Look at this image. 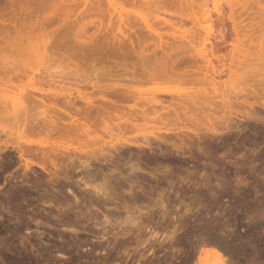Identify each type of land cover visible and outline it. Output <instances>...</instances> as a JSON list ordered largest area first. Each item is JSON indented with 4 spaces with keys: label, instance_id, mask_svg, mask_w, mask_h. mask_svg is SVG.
Returning <instances> with one entry per match:
<instances>
[{
    "label": "rangeland",
    "instance_id": "rangeland-1",
    "mask_svg": "<svg viewBox=\"0 0 264 264\" xmlns=\"http://www.w3.org/2000/svg\"><path fill=\"white\" fill-rule=\"evenodd\" d=\"M5 1L8 0H0V6L6 5ZM14 1L13 9L6 8L5 14L1 11L8 23L5 26L0 23V264H197L202 249L210 247L223 253L226 264H264V24L260 30L263 33L259 31L252 37L256 43L245 42L246 48L251 47L248 50L254 49L253 54L246 51L244 54L250 56L243 54L244 58L237 49L241 53L237 63L243 61L245 65L236 63L239 66L234 67L239 70H233L238 74L235 80H240L235 83L238 88L243 84V89L232 87L234 79H229L227 71L221 75L226 84L221 90L227 92L230 88L225 93L227 96L235 93L232 99L226 96L231 100L229 109L221 105L220 99H217L220 105L216 99L212 100L215 109H209L201 101L194 115L198 120L185 117L180 122L190 128L206 123L213 125L215 131L200 135L190 129L183 131V138L192 147L186 148L187 156L157 158L151 152L156 161H151L152 165L159 162L160 167L168 163L173 166L172 175L167 176L173 181L169 182L162 174L160 180H155L147 173L131 169V164L140 162V157L151 156L148 149V154L137 147L124 151L118 144L125 139L143 141L145 136H151L157 131L151 123L108 131L101 121L93 123L80 115V121L75 122L78 114L70 109L64 112L33 105L31 95H39L41 91L48 95L62 92L76 95L80 90L83 94L87 92L89 100L99 102L101 95L94 90L108 87V90L128 89L162 99L199 90L204 96L199 93V98L206 99L210 97L206 92L213 91L206 80L203 84L206 78L203 76L201 80L202 72L201 76L169 73L173 76L169 77L165 69L177 58L186 61L191 58L190 63L187 61L180 68L189 66L197 55L200 59L197 52L204 53L208 46L204 31L210 25L207 23L213 24L210 39L219 42V32L224 28L214 8L219 2L220 8L228 13L226 0H149L147 3L114 0L112 5L106 0H93L101 2L96 6L98 10L95 6L88 8L91 12L85 8V16L80 14L85 6L79 9L77 4L82 0H65L63 6H60L63 0ZM53 1L58 6L52 5ZM150 2H155V7ZM260 2L261 6L254 3V10L263 14L264 0ZM144 3L153 6L149 4V8ZM69 8L72 10L67 11ZM100 9H113L110 14L117 19L122 14L125 24L116 18V24L114 18L112 23L110 17L107 22L110 11L102 10L104 19ZM93 13H99L100 20ZM207 13L211 14V21ZM103 19L106 27L101 32L97 28ZM146 19L152 22L153 29L147 26ZM230 24L227 21L229 31ZM93 31L96 35H91ZM89 39L93 41L87 42ZM46 44L48 48L54 46L57 53L50 48L51 55L38 59L35 48L40 50ZM60 45L65 48L61 49ZM228 51L221 50L220 54ZM252 56L253 63H249ZM246 63L253 68L246 67ZM15 68L24 73L21 80L14 77ZM12 97L25 100L21 112L14 113L8 104L11 99L7 98ZM243 98L253 106L242 104ZM43 112L48 113L47 118ZM49 114L59 123V128L53 130L57 125L50 121ZM224 116L234 126L230 132L223 128L227 119ZM45 122H51L52 129ZM168 139L183 144L173 133ZM131 181L136 184L134 187ZM99 189L107 190L110 198L101 196ZM151 230L159 233L154 239ZM174 231H178L176 235ZM206 258L211 264H222L211 254Z\"/></svg>",
    "mask_w": 264,
    "mask_h": 264
},
{
    "label": "bare ground",
    "instance_id": "bare-ground-1",
    "mask_svg": "<svg viewBox=\"0 0 264 264\" xmlns=\"http://www.w3.org/2000/svg\"><path fill=\"white\" fill-rule=\"evenodd\" d=\"M64 1L65 0H63V2H61V4L62 3H64ZM68 1V0H67ZM71 0H69V2H70ZM74 1V0H73ZM72 1V2H73ZM76 1V0H75ZM93 0H82L81 1V3H77V4H79V9H80V6H82V5H84V6H82V7H84V9L85 8H92V7H94L95 6V9H97L98 10V8L96 7L97 5H100L99 3H101V2H104V0L102 1L101 0V2L99 1L98 3H96V1L95 2H92ZM107 1V2H106ZM105 2L108 4V2L111 4L114 0H106ZM124 1V0H123ZM134 2H136V1H142V2H145V3H147V2H149V0H133ZM5 2H7V3H5L6 5H1L0 6V23L3 25V26H5L6 25V23H8L7 22V19H4L3 17L5 16H3V14H2V12L4 13V10L6 11V8H7V10H8V8L10 7L11 9H13L14 8V6H15V2L16 1H14V0H8V1H5ZM47 2H49V1H47ZM52 2V1H51ZM54 3H52V5H54L55 6V3H56V1H53ZM66 2V1H65ZM115 2V1H114ZM129 2H132V0H130ZM133 2V3H134ZM141 2V3H142ZM155 2H157V1H155ZM155 2H150L151 4H153L154 5V3ZM18 3V2H17ZM20 3H22V2H20ZM20 3H18V5L20 4ZM44 3L47 5V3L46 2H42V4L44 5ZM60 3V2H59ZM139 3V2H138ZM144 3V5H148V7H149V4H145ZM254 3H256L257 5H260L261 6V2H260V0H226V4H228L229 5V7H230V10L228 11V13H226L225 11H223L222 10V8H220L221 6H220V4H219V2H216V4H215V8H214V10H215V12L217 13V15H218V21H219V24L221 23V25L220 26H222V28H224V31L223 30H220V32H219V42L218 43H215V42H213L211 39H210V37H212L211 36V32H212V25L213 24H211V23H207L208 25H206V27L208 26V28H204L205 30V40H206V42H207V44H208V46H207V48L205 47V49H207V50H205V49H203V51H205L204 53H202L201 52V54H200V52H197V53H199V56H200V61H201V63H199V60L197 59V57H198V55L195 57V58H192V60H194V61H192V63L189 65L190 67H192V66H194V68H190L188 65L187 66H185L184 68H180V66H183L185 63H187V61H189V63L191 62L190 60H191V58H190V60H185V58L183 59V60H181V59H179V58H177V60L176 61H174L173 63L171 62V64H169L168 65V69H167V71H166V69H165V72L167 73L168 72V76H169V73L170 74H172V75H178V74H197V73H199L200 74V76H201V72H202V77H201V80L205 77L206 79H204L202 82H203V84H204V81L206 80V82H207V84H210V85H208V86H212V88H211V90L213 91V92H206V94H209V96L210 97H205L206 99H203V100H201V98H199V93H201L202 91H200L199 93H198V91L197 92H195V93H198V94H191V93H193V91H189V92H186L184 95H186V100H185V96L184 95H180V94H178V95H174V96H172L170 99H162V98H160V97H158L157 95H146V94H143L142 92H132V91H129L128 89V91L126 90V91H124V89L123 90H121V89H119V88H114V89H106V88H108V87H103V89H105V90H103V89H100V88H97V90H94V91H99V94L101 95V101L100 100H98L99 102H97L96 100H89V98L87 97L88 96V94H86V93H82L80 90H77V94L76 95H74L73 93H67V94H60V93H55V94H47V93H44V92H42L41 91V94H39V95H31V96H34L33 98H32V102H30V103H33V105H37L38 107H49V109H51V108H53L54 110L55 109H59V110H63L64 112H66V110H69L70 109V111H75L77 114H78V117H76L75 119H74V121L75 122H77L80 118H79V115L81 116V118H83V119H85V120H88V121H92L93 123H95V122H102L103 123V125L105 124V126L103 127L104 129H105V127H106V129L108 130V131H111V130H113L114 128H118V129H122V127H124L125 129H129V128H137V127H140V126H143V125H150V123H151V127L152 128H154V130H157V131H154L153 133H152V135L151 136H145V138H144V140L143 141H132L131 139V141H129L128 139L126 140H122V141H120V142H118V144L119 145H121V147H122V149L124 150V151H127V149H130V148H132V147H137V148H139L141 151H143L144 153L145 152H147V149L149 150V152H150V154H151V152H152V154H153V156H157V158H158V156H176V158H178L177 157V155L179 156L180 155V157H182L181 155H185V156H187V154L185 153V150H186V148L187 149H192V147H191V145L188 143V142H186L185 141V139L183 138V131H185L186 129L188 130V129H190V130H188V131H192V132H194L195 134H199V133H208L209 131H211L210 133H212V131L214 132L215 130L213 129V125L210 127L209 125H207L206 123H205V125L204 124H202V123H200V125L198 124V125H196V127L194 128H190L189 126H187L186 124H184V125H182L180 122H182V119L183 118H187V119H191V118H193V120H198L197 119V117L198 116H194V115H196V112H197V110H198V108H199V106H201V101H202V104H204V105H206V104H208V108L209 109H212V108H214L215 107V105H213V102L215 101V99H216V103H218L219 105H220V102H221V105H223L224 104V108L226 107L227 109H229L228 108V102H230L231 100H229V99H232V96H233V94H235V93H233L232 92V96H227V94H228V91L230 90V88L229 87H227V89L229 88V90L226 92V91H222L221 89H222V87H226V84H224V80L222 79V77H221V75L225 72V71H227V74H228V76H229V79H234V80H231V82L233 81L234 83L235 82H239L238 80H235V75L236 74H234V70L233 69H237V71L239 70L237 67H234V65H236V63H237V61H239L240 60V58H241V56L239 57V54H241L242 53V55L247 51V53L249 52V51H251L250 52V54H253L252 53V51L254 50H248V48L250 47H248L247 46V48L245 47V42L248 40V42L250 43V42H252L253 44H254V42L256 41H252V37L253 36H255V35H257V32H259L260 30H261V28L263 27V24H264V12H263V14L261 13V10H258L257 12L254 10ZM4 4V3H3ZM26 4V3H25ZM24 4V5H25ZM39 4H41V3H39ZM42 4H41V6H42ZM49 4H51V3H49ZM57 4V3H56ZM60 4V6H63L64 4H62L61 5ZM103 4V3H102ZM140 4V3H139ZM150 4V5H151ZM17 5V4H16ZM20 5H22V4H20ZM28 5V4H27ZM52 5H49V8H53L52 7ZM112 5V4H111ZM131 5H133L132 3H131ZM137 5V4H136ZM135 4H134V7L136 6ZM142 5H143V3H142ZM153 5H151V6H153ZM26 6V5H25ZM45 6V5H44ZM57 6H58V4H57ZM68 6H71L70 4L68 5ZM92 6V7H91ZM103 6H104V4H103ZM138 6V5H137ZM43 7V6H42ZM48 7V6H47ZM99 7V6H98ZM113 7V6H112ZM140 7V6H139ZM154 7H155V5H154ZM20 8V7H19ZM23 8H25L24 6H23ZM26 8H27V6H26ZM38 8H40V7H38ZM44 8H46V7H44ZM43 8V9H44ZM49 8H48V11H49ZM57 8V7H56ZM71 8H72V6H71ZM100 8V7H99ZM102 8H104V7H102ZM150 8V7H149ZM21 9V8H20ZM29 9H30V7H29ZM28 9V10H29ZM42 9V8H41ZM47 9V8H46ZM65 9H66V7H65ZM64 9V10H65ZM68 9V8H67ZM75 9V8H74ZM77 9H78V7H77ZM83 9V10H84ZM85 9V11H82V13H81V10H80V14H82V16L84 15L85 16V14H83V13H85V12H87V11H90L91 12V10L90 9ZM92 9H94V8H92ZM109 9V8H108ZM51 10V9H50ZM72 10V9H71ZM70 10V8H69V10H67V11H71ZM87 10V11H86ZM96 10V11H97ZM103 10V9H102ZM102 10L100 9L99 11H101V13H100V16L102 15ZM111 10H113V9H111ZM111 10H103V13H104V11H106L105 13H108V14H110L112 11ZM2 11V12H1ZM13 11V10H12ZM25 11V10H24ZM30 11V10H29ZM28 11V12H29ZM43 11H46V10H43ZM67 11H66V13H67ZM93 11V10H92ZM49 12H51V11H49ZM116 12V11H115ZM121 12V11H120ZM6 13H8V12H6ZM12 14H13V12H11ZM27 13V12H26ZM77 13V12H76ZM89 13V12H88ZM96 13V12H95ZM95 13H93L94 15H96ZM98 13V14H99ZM258 13V14H257ZM5 14V13H4ZM16 14H18V11H17V13ZM22 14V13H21ZM98 14L96 15V16H98ZM112 14V13H111ZM108 15L107 17V22L108 21H110V22H112L113 23V16L112 15ZM113 14H114V12H113ZM74 15V14H73ZM93 15V16H94ZM118 14H116V16H117ZM125 15L126 14H124V17H125ZM205 15H207L206 17H207V19H212L211 18V14L210 13H207V14H205ZM66 16V15H65ZM69 16H71V15H69ZM115 16V15H114ZM131 16H133V15H131ZM72 17H74V16H72ZM80 17H81V15H80ZM102 17V16H101ZM104 17H106V15L104 16ZM104 17H102V18H104ZM109 17H110V20H109ZM118 17V19L116 18V20H119L120 22H123V24H125V19L123 18V15L122 14H120L119 16H117ZM12 19H13V16L11 17ZM64 18V17H63ZM69 17H67V19H68ZM81 18H83V17H81ZM98 18H99V16H98ZM115 18H114V22H115ZM128 18H130V16L128 17ZM132 18V17H131ZM260 18V20H258ZM262 18V19H261ZM70 19V18H69ZM105 19V18H104ZM104 19L102 20V21H100V23H99V21H97V23H99L100 25L98 26L99 28H97V30L99 29V31L101 30V29H103V26H105V24H104ZM99 20H100V18H99ZM131 20H133V19H131ZM147 20V19H146ZM206 20V19H205ZM208 20V21H209ZM211 21V20H210ZM227 21L228 22H230L231 24H230V26H231V29H230V31L228 30L229 29V27H227L226 28V26H227ZM70 22H71V20H70ZM109 22V23H110ZM118 22V21H117ZM120 22L118 23V25L120 24ZM126 22H128V21H126ZM64 23V22H63ZM95 23V25H96V22H94ZM102 23V24H101ZM150 23H152V22H148V20H147V22H146V24H147V26L150 28V29H153V26L150 24ZM200 23V22H199ZM67 24H69V23H67ZM115 24H116V22H115ZM98 25V24H97ZM113 25V24H112ZM108 26V25H107ZM111 26V24L109 25V27ZM120 26H122L121 24H120ZM133 26V25H132ZM229 26V25H228ZM83 27V26H82ZM94 27V26H93ZM101 27V28H100ZM106 27V26H105ZM105 27H104V29H105ZM122 28V31H124L123 30V27H121ZM127 28V27H126ZM96 29V28H95ZM103 29V30H104ZM108 29H110V28H108ZM107 29V30H108ZM130 29V28H129ZM171 29V28H170ZM83 30V29H82ZM106 30V31H107ZM226 30V31H225ZM81 31V30H80ZM262 31V30H261ZM260 31V33H263V32H261ZM84 32H87V31H84ZM101 32H103L102 30H101ZM108 32V31H107ZM111 32V31H110ZM113 32V31H112ZM111 32V33H112ZM183 32V31H182ZM94 33V35H96L95 34V32L93 31L92 33H91V35ZM111 33H109V34H111ZM259 33V34H260ZM81 34H85V33H81ZM81 34L79 35V36H81ZM109 34H107V35H109ZM258 34V35H259ZM77 35V36H78ZM88 35H90V34H88ZM87 35V36H88ZM93 35V36H94ZM115 35V34H114ZM78 36V37H79ZM83 36H85V35H83ZM106 36V35H105ZM177 36V35H176ZM180 36V35H179ZM44 37H46V36H44ZM94 37H98V36H94ZM109 37V36H108ZM182 37V36H181ZM180 37V38H181ZM47 38V37H46ZM46 38H44V39H46ZM82 38H84V37H82L81 36V39ZM195 38V37H194ZM255 38V37H254ZM79 39H80V37H79ZM96 39V38H95ZM94 39V40H95ZM264 39V38H263ZM48 40V39H47ZM90 41H87V42H91V41H93V39H89ZM182 40V39H181ZM180 40V41H181ZM194 40V39H193ZM258 41L260 40V37L257 39ZM44 41H46V40H44ZM49 41V40H48ZM191 41V40H190ZM218 41V40H217ZM43 42V41H42ZM41 42V43H42ZM81 42H83V41H81ZM85 42V41H84ZM95 42V41H94ZM163 42V41H162ZM46 43H47V41H46ZM184 42H182V43H179V45H182ZM185 43H187V42H185ZM215 43V44H214ZM248 43V44H249ZM256 43V42H255ZM84 44H86V43H83L82 45H84ZM88 44V43H87ZM47 45V46H46ZM46 45H44L43 47H42V45H41V49L39 50V49H37V48H35V51L37 52V50H38V52L36 53L37 55L36 56H38V59H39V56H47L48 54L49 55H51L50 53H48V49H50V48H53V47H50V48H48V44H46ZM49 45H51V44H49ZM81 45V48L82 49H84L85 47H83ZM179 45L177 44V46L179 47ZM185 45V44H184ZM250 45H251V43H250ZM258 45H260V44H258ZM84 46H86V45H84ZM89 47H90V44L88 45ZM229 46H231V48H230V50L228 49L229 48ZM254 47H255V45H253ZM65 48V46H61L60 45V48ZM88 47V48H89ZM181 47V46H180ZM57 48V47H56ZM61 48V49H62ZM176 48V47H175ZM184 48V47H183ZM251 48V47H250ZM249 48V49H250ZM53 49H55V48H53ZM171 49H174V48H171ZM177 49V48H176ZM182 49V48H181ZM229 50L227 53H228V55H229V57L227 58L226 56H228L227 55V53H224V54H226V55H224L223 53H221L220 54V51L221 50ZM237 49H239L240 51H241V53H239L238 51H237ZM58 50V49H57ZM60 50V49H59ZM178 50H180V49H178ZM243 50V51H242ZM39 51H41L40 52V55H38L39 54ZM174 51V50H173ZM176 51V50H175ZM200 51H202V50H200ZM52 52H55V53H57L56 52V49H55V51H52ZM177 52H182V51H177ZM184 52V51H183ZM35 53V52H34ZM247 53L246 54H244V55H246L247 57L248 56H250V55H247ZM249 54V53H248ZM242 56V57H246V56ZM192 57H194V56H192ZM48 58V57H47ZM238 58H239V60H238ZM252 58V60L250 61L249 60V63L250 62H252L253 61V56L251 57ZM250 57H249V59H251ZM49 59V58H48ZM179 59V60H178ZM187 59H189V58H187ZM41 60V59H40ZM47 60V59H46ZM185 60V61H184ZM216 62H215V61ZM236 60V61H235ZM245 62H248V59H246L245 60ZM217 63V64H216ZM242 63H243V65H245V63L242 61H240V63L238 62L237 64H241L242 65ZM253 63V62H252ZM251 63V64H252ZM248 63H246V67L248 66V67H250V65H247ZM242 65V66H243ZM254 65H255V62H254ZM254 65H252V66H254ZM236 66H239V65H236ZM186 67L188 68V69H186ZM219 67V68H218ZM239 68H241V67H239ZM244 68V67H243ZM250 68H253V67H250ZM255 68V67H254ZM17 70H18V68H15V73L17 72ZM255 71V70H254ZM23 72H17L16 74H15V76L14 77H17L18 79L20 78V76H21V74H22ZM234 75V76H232V74ZM236 73H238V72H236ZM242 74H243V72H241ZM24 74V73H23ZM193 74V75H194ZM230 74V75H229ZM250 74V73H249ZM198 75V74H197ZM252 75V74H251ZM192 76V75H191ZM204 76V77H203ZM233 78H232V77ZM236 76H238V74L236 75ZM240 76V75H239ZM241 76H243V75H241ZM23 77V76H22ZM155 77V76H154ZM169 77H173V76H169ZM195 77H196V75H195ZM198 78H199V76H197ZM231 77V78H230ZM13 78V77H12ZM11 78V76H10V80L12 79ZM194 79H196V78H194ZM227 79V78H226ZM229 79H227L228 81H230ZM239 79V78H238ZM20 80H21V78H20ZM227 82V81H226ZM263 82V81H262ZM229 84H230V82H228ZM243 83V82H242ZM206 84V85H207ZM233 84V83H232ZM236 84V83H235ZM235 84H233L232 85V87L234 86V88H238V86H237V84L235 85ZM235 86H237V87H235ZM242 86H243V84H242ZM242 86H240L239 85V88L240 87H242ZM248 86V85H247ZM224 87V88H225ZM202 88V87H201ZM238 88V90H240ZM263 88V87H262ZM203 91H204V86H203ZM241 89H243V87L241 88ZM254 89V88H253ZM195 90V89H194ZM255 90V92H256V89H254ZM208 91V90H207ZM219 91V94H217V95H215V93H217ZM242 91V90H241ZM231 92V91H230ZM234 92H237V91H234ZM264 92V91H263ZM212 93H214V94H212ZM225 93H227V94H225ZM262 93V92H261ZM261 93H260V95H261ZM240 93H238V95H239ZM256 94V93H255ZM264 94V93H263ZM201 95H202V93H201ZM236 95H237V93H236ZM244 95V94H243ZM257 95V94H256ZM259 95V94H258ZM22 96V95H21ZM203 96V95H202ZM226 96L227 97H229V99L228 98H226ZM245 96H246V94H245ZM188 97V98H187ZM201 97V96H200ZM204 97V96H203ZM202 97V98H203ZM231 97V98H230ZM236 97H239V98H241L242 99V97H240V96H236ZM247 97H248V95H247ZM246 97V98H247ZM15 98H17V97H15ZM23 98V97H22ZM22 98H17V99H14L13 97L12 98H7V100L9 99H11L10 100V102L11 103H8V104H10V106H12L11 108H13V112L15 113H17V111L19 110L20 112H21V108L22 109H24L23 108V106H26L25 104L23 105V101H25V100H23ZM239 98H238V100H239ZM217 99H220V102H217L218 100ZM226 99V100H225ZM228 99V100H227ZM244 99L245 98H243V103L242 104H244V102H245V104H250V102L249 101H247V100H249V97H248V99L246 100L245 99V101H244ZM256 99V98H255ZM7 100H5V101H7ZM27 100V99H26ZM212 100H214V101H212ZM4 101V105H7L6 103L7 102H5ZM188 101V102H187ZM225 101V102H224ZM227 101V102H226ZM233 101H235V97H234V99H233ZM240 101V100H239ZM247 101V102H246ZM255 101V100H254ZM258 101V100H257ZM257 101H255V102H257ZM249 102V103H248ZM28 103V102H27ZM30 103H29V105H30ZM188 103H190V104H187ZM215 103V104H216ZM231 103H233V102H231ZM218 104H216L217 106H218ZM203 105V106H204ZM231 105L229 104V107H230ZM234 106V105H233ZM235 106H236V104H235ZM250 107H252L253 106V104H252V102H251V104L249 105ZM29 107V106H28ZM210 107H212V108H210ZM219 107V106H218ZM222 107V106H221ZM26 108V107H25ZM202 108V107H201ZM220 108V107H219ZM223 108V107H222ZM225 108V109H226ZM231 108V107H230ZM235 108V107H234ZM30 109V108H29ZM200 109V108H199ZM208 109V110H209ZM215 109V108H214ZM238 109V108H237ZM45 111H46V109H44ZM53 110V111H54ZM193 110H195V112L193 111ZM222 110V109H221ZM233 110V109H232ZM236 110V109H235ZM30 110H28V112H29ZM213 111V110H212ZM215 111V110H214ZM216 111H217V109H216ZM245 111V110H244ZM194 112V113H193ZM219 112V111H218ZM226 112V111H225ZM231 112V111H230ZM50 113V112H49ZM93 113H95L94 115H93ZM209 113V112H208ZM211 113V112H210ZM209 113V114H210ZM250 113V112H249ZM42 114H44V117L45 118H47L48 117V113H46V112H43ZM213 114V113H212ZM230 114V113H229ZM228 114V115H229ZM50 115V114H49ZM206 115H208L207 113H206ZM211 115V114H210ZM214 115H216V114H214ZM231 115V114H230ZM229 115V116H230ZM212 116V115H211ZM249 116V115H248ZM50 117V121L51 122H53L55 125H57V124H59L58 122L56 123V121L52 118L53 117V115H50L49 116ZM208 117H210V116H208ZM225 118H227L226 116H224ZM45 118H44V120H45ZM215 118V117H214ZM230 118V117H229ZM211 119V118H210ZM82 120V119H81ZM213 120H215V119H213ZM219 120V119H218ZM221 120V119H220ZM80 121V120H79ZM224 121H225V127H223L224 129H225V131L227 132V131H229V130H231L234 126H232V125H230V123H231V120L230 119H224ZM50 122V123H51ZM155 122H156V124H155ZM157 122L160 124V125H162V122L163 123H165L164 125L165 126H160L159 124L157 125ZM161 122V123H160ZM46 123V126L48 125L49 126V124L47 123V122H45ZM44 123V124H45ZM53 123H52V125H53ZM85 123H87L86 121L84 122V124ZM154 125H153V124ZM172 123V124H171ZM43 124V123H42ZM167 124V125H166ZM173 124H174V126H173ZM180 124V125H179ZM201 124H202V127H201ZM25 125V124H24ZM41 125V124H40ZM85 125H87V124H85ZM171 125V126H170ZM204 125V126H203ZM217 125V124H216ZM220 125V124H219ZM21 126V125H20ZM47 126V127H48ZM197 126H199V127H197ZM43 127V126H42ZM46 127V128H47ZM59 128V126L57 125V126H55V127H53V130H55L54 128ZM79 127V126H78ZM216 127V126H215ZM214 127V128H215ZM218 127V126H217ZM52 129V126H51V124H50V126H49V129ZM45 129V128H44ZM216 130H219V129H217V128H215ZM60 130V129H59ZM187 130H186V132H187ZM224 131V132H225ZM54 132V131H53ZM183 132V133H182ZM185 132V133H186ZM230 132V131H229ZM52 133V132H51ZM170 133H173V134H175V135H177L180 139H181V141H182V143L183 144H181V145H179L176 141H172V142H170L169 141V139H168V135L170 134ZM182 133V134H181ZM214 134V133H213ZM216 134V133H215ZM222 134V133H221ZM200 135V134H199ZM201 135H203V134H201ZM207 136V135H206ZM217 136V135H216ZM144 137V136H143ZM199 137V136H198ZM201 137V136H200ZM199 137V139L201 140V138ZM203 137V136H202ZM204 138V137H203ZM113 146H115L114 144L111 146V147H113ZM20 149H21V146H18ZM18 148V150L20 151V149ZM203 147H198V149H200L201 151L203 150L202 149ZM158 150V151H157ZM149 152H147V154L149 153ZM26 153V152H25ZM149 154V155H150ZM152 154H151V156H148L147 155V157L148 158H139V160L138 161H140V162H138V163H135V164H131V169H133V171H137V172H142V173H147L148 175H150L151 176V178L153 177V178H155V180H160V174H162L163 175V177L164 176H168L169 175V177H170V175H172V173H173V166H171L169 163L168 164H163V166L162 167H160V165H158V164H160L159 162L156 164L155 163V165H152L151 164V161H153L154 160V162H156L155 161V159L152 157ZM155 154V155H154ZM24 155V154H23ZM22 155V156H23ZM134 155V154H133ZM103 156V155H102ZM129 156H131L132 157V155H131V153L129 152ZM139 156V155H138ZM73 157V156H72ZM206 157V156H205ZM153 158V159H152ZM163 158V157H162ZM165 158V157H164ZM167 158V157H166ZM141 159V160H140ZM161 159V158H160ZM180 159V158H179ZM184 159V158H183ZM193 159H195V157L193 158ZM70 160V159H69ZM133 160V159H132ZM131 160V161H132ZM178 160V159H177ZM176 160V161H177ZM186 159H184V161H185ZM135 161V160H134ZM136 161H137V159H136ZM159 161V160H158ZM181 161V160H180ZM73 162V161H72ZM71 162V163H72ZM70 163V162H69ZM141 163H145L144 165H142ZM153 163V162H152ZM161 163H163V162H161ZM89 164V163H88ZM154 164V163H153ZM148 168L149 169H151V168H153V170L151 169V170H148ZM161 168H162V170H161ZM88 171V170H87ZM135 173V172H134ZM135 176H136V174H135ZM136 177H138V176H136ZM181 177V176H180ZM162 178V177H161ZM164 179H166V178H164ZM169 180H171V179H169ZM168 180V177H167V181H169ZM173 180H171V181H169V182H172ZM134 182H135V180H134ZM137 182V181H136ZM135 182V183H136ZM131 183L133 184V182L131 181ZM130 183V184H131ZM131 184V186L132 187H134V185H136V184ZM138 183V182H137ZM157 183V182H156ZM174 184V183H173ZM172 185V184H171ZM141 188H144L143 186H140ZM152 187V186H151ZM100 192H102V195L101 196H104V197H106V198H110V193L107 191V190H104V189H99L98 190V193H100ZM152 231V230H151ZM178 231H174V235H176V233H177ZM151 234H152V238H153V236H158L159 235V233L157 232V231H155V230H153L152 232H151ZM151 236V235H150ZM173 236V235H172ZM174 237V236H173ZM154 239V238H153ZM86 241V240H85ZM87 246V245H86ZM86 252V251H85ZM209 254H211L213 257H215L216 258V260H217V262H218V260L223 264V263H225L226 262V260H225V256L223 255V253L219 250V249H217V248H215V247H210V248H203L202 249V251L200 252V254L198 255V257H197V260H198V263L197 264H211V261H209L206 257H207V255H209ZM225 261V262H224ZM230 261V260H229ZM215 262V261H214ZM214 262H212V263H214ZM232 262V261H231ZM230 262V263H231ZM214 264H216V263H214ZM226 264V263H225ZM227 264H229V263H227Z\"/></svg>",
    "mask_w": 264,
    "mask_h": 264
}]
</instances>
